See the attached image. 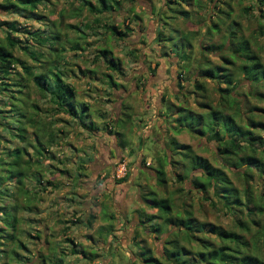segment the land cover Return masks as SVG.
<instances>
[{
    "label": "rangeland",
    "instance_id": "rangeland-1",
    "mask_svg": "<svg viewBox=\"0 0 264 264\" xmlns=\"http://www.w3.org/2000/svg\"><path fill=\"white\" fill-rule=\"evenodd\" d=\"M6 1L9 0H0V4ZM117 1L119 6H115L112 12H102L100 25L105 23L121 32L126 31L128 34L122 40L113 37L104 27L96 26L93 18L99 16L78 6L77 0H42L43 4L35 7V13L21 15L0 8V23L6 21L15 24L17 32H12L11 37L19 41V46L43 53L42 57L37 58L39 60L31 61L27 53L16 46L13 48L14 56L29 65L34 74L45 73L56 61L60 77L75 90L76 104H87V122L102 128L95 133L84 131L68 115L55 112L47 100L48 96L39 93L31 80L24 82L26 88L22 96L26 103L23 108L26 110L25 116L31 120L36 115L38 125H46L54 120L52 129L60 146L53 148L54 160L44 159L41 167L37 168L41 175L37 176L39 183L31 172L20 181L22 185L1 182L0 192L4 196L0 199V214L6 217L1 216L0 228H3L5 236L9 235L13 230L11 217L16 213L15 216L20 218L17 227L23 231L20 236L23 238L24 232L28 236L24 237L27 251L31 254L38 243L39 252L45 255L63 251L65 257H61L62 264H131L133 261L135 264H146L141 262L145 255H138L141 248L144 251L148 248L154 257H158L163 235L148 232L138 226L137 221L136 211L155 213L154 209L141 203L140 196L150 191L155 193L156 198L168 196L173 207L172 217L188 209L198 222L234 229L232 218L220 209L210 191L196 192L191 188V179L198 175L197 172L189 173L187 180L179 182L175 180V175L180 172L179 164L175 169L173 165H164L167 182L164 187L155 183L153 168L157 167V159L164 157L165 143L169 138L188 145L194 154L206 158L213 166H222L215 143L184 128L177 132L172 127L177 111L174 107L183 106L200 111L195 105L190 84L194 72L199 66L203 67L204 62L211 66L221 65V57L225 56L233 61L232 66L239 64L229 52L223 55L216 49L204 48L219 45L224 32L218 28L219 32L206 34L212 21L209 13H219L217 11L220 9L228 11L230 15L224 23L229 25L232 20L238 21L243 37L250 41L252 49L260 55V61L264 64V35L256 33L259 27L255 16L259 12L255 1L229 0L228 10L219 0H171L166 3L167 8L163 13L160 7H163L164 0ZM180 11H186L187 17L183 18ZM170 13L178 14L173 16ZM155 17H158L160 26H157ZM157 28H161L164 37L173 38L174 44L155 41ZM37 35L45 39L44 43H37ZM4 36V30H0V42H3ZM187 41L191 47L185 69L183 61L176 56V50L178 54L186 51L178 46ZM74 45L75 49L72 48ZM99 49L110 51V56L117 60L118 70L107 69ZM155 63L157 67H154ZM12 72L22 73L17 66ZM108 75L116 86L109 85ZM233 78L240 80L238 93L251 89L249 82L239 72H234ZM204 86L205 96L208 100L210 98L209 103L215 105L218 101L215 88L224 85L219 81L205 80ZM150 88L153 89L150 91ZM247 100L250 107H264V103L259 100ZM117 117L119 121L114 122ZM258 119L260 117L255 115L254 120ZM10 126L14 125L10 122ZM108 126H112L111 131L120 132V138L111 134L113 132H106L105 127ZM35 129L25 125L26 139H33ZM60 130L63 133L58 132ZM5 136L9 141L0 143V154L6 145H17L9 133H5ZM26 150L29 156L33 152L32 148L26 147ZM141 158L145 161L143 164ZM10 160H13V156ZM180 163L185 164L182 161ZM58 168L66 169L67 173L63 176L56 172ZM224 171L233 185L241 189V183L234 179L230 170ZM125 173L127 176L123 177ZM251 174V195L255 196L264 192V180L259 179L253 170ZM16 188L23 191L18 193L17 190L16 193ZM15 206L20 209L15 210ZM247 207L252 209L250 203ZM88 215L92 216L90 227L85 223ZM239 216L251 227L250 235L253 234L256 225L249 223V215L243 211ZM259 220L264 221V215ZM63 225L68 227L65 235L69 233L77 249L87 253L92 260L82 258L80 254H69L72 245L61 239ZM167 229L164 227L162 233ZM35 233L39 236L37 240L33 237ZM195 234L215 242L214 237L203 229ZM44 238L48 240L45 245L48 251L43 249L40 242ZM246 239L249 240V235ZM180 244L191 250L197 248L194 242L188 244L181 241ZM257 245L259 253H262L263 240L260 239ZM26 253L22 252L24 255ZM52 262L50 259L49 264Z\"/></svg>",
    "mask_w": 264,
    "mask_h": 264
},
{
    "label": "trees",
    "instance_id": "trees-1",
    "mask_svg": "<svg viewBox=\"0 0 264 264\" xmlns=\"http://www.w3.org/2000/svg\"><path fill=\"white\" fill-rule=\"evenodd\" d=\"M77 1L78 6L80 5L81 8H85L95 16H99V18H93V23L96 26L104 27L118 40L126 37L128 34L126 31L121 32L113 26H106L105 23L100 25L102 12L107 10L112 12L115 6H119L117 0ZM170 1H162L163 7H160L162 13L167 8L166 3ZM254 1L259 12L255 16L258 19L257 25L259 27L256 33L263 36L264 0ZM219 2L229 10V0L222 2L219 0ZM40 4H43L42 0H9L0 4V8L21 15V13H35V7ZM217 12L219 13H209L212 21L209 28L206 29V34L210 35L214 31L219 32L222 28L224 30L222 41L217 46L209 45L204 48L216 49L222 52L223 55H225L224 52H229L230 56L237 59L239 64L234 67L231 59L221 55L223 64L211 66L208 62H204L203 67L200 68L199 66L193 74V82L189 84L194 92V94L192 92L191 94L195 97V105L200 111L196 112L183 106L174 107L177 111L174 113L173 121L175 125L172 127L177 132L184 128L192 134L201 135L206 137L208 141L215 143V149L222 161V166H213L206 158L194 154L188 145L181 144L174 138H169L165 143L166 152H164V157L157 159L158 164L156 168H153V171L155 183L164 187L167 183L164 165H173V169H175V166L179 164L180 172L175 175V180L179 182H183L184 179L187 180L189 173L197 172L198 175L191 179V188L196 192L210 191L211 195L216 198V204L220 206V209L230 215L232 226L236 230L225 229L212 223L203 224L198 222L188 209H183L179 216L172 217L173 207L168 196L156 198L155 193L152 191L148 194H142V197L140 196L141 203L149 209H154L155 213L147 214L142 210L136 211L138 213V226L150 233L163 235L158 257H154L148 248L145 251L141 248L142 250L138 253V255H145L141 262L146 264H264V250L259 253L260 249L257 247L260 239L264 242V221L259 220V217L264 215V192L255 196L251 195V182L253 181L251 171H255L257 177L264 180V107H250L247 100L254 98L264 103V64L260 61V55L252 49L250 41L243 37L238 21L232 20L229 25H226L224 20L229 17L230 13L228 11L223 12L221 9ZM170 14L176 16L175 14L178 13ZM179 14L183 18L187 17L186 11H180ZM30 18H33V16ZM169 18L171 19L172 16ZM155 19L157 20V26H160L158 17H155ZM0 30H4L5 33L3 42H0V143L9 141L5 133H9V137L17 141V145L11 147L4 144L6 146L0 154V184L4 181V183L10 182L22 185V179L27 177L30 172L33 173L35 181L39 183L38 177L41 175L38 169L41 167L42 161L44 159L54 160L53 148L59 147L60 143L52 129L54 120L46 125L43 123L38 125L36 115L31 120L28 116H25L26 110L23 108L26 107V103L25 97L22 96V92L26 88L24 82L31 80L39 93L48 96L47 100L52 104L51 106L55 112L68 115L73 123L79 125L84 131L95 133L102 128H97L90 121L87 122L89 119L87 104H78V108L75 90L60 77L59 71L56 70L58 66L56 61L53 62L54 65L52 64L51 69H47L45 73L34 74L29 65H26L19 57L14 56L13 48L19 47L24 53H27L31 61L39 60L37 58L42 57L43 53L28 51L26 46H19V41H16L15 37H11L12 32H17L13 22L2 21ZM33 35H36V33H33ZM36 38L37 43H44L45 41L39 35ZM154 39L155 41L174 44L173 38L163 36L161 28L156 29ZM178 47L184 50L187 49L186 51L183 50L182 54H178V50H176L177 58L179 57L183 61L186 69L191 45L187 41V43ZM72 48L75 49V45ZM98 51L109 71L119 69L117 60L110 56V51L107 49H99ZM16 66L20 68L22 73L12 72ZM157 66V63H155L154 67ZM234 72H239L242 78L249 82L250 90L238 93L237 87L240 80L236 81L233 78ZM178 76H181L180 73H178ZM205 80L219 81L224 85V87L217 86L215 88L218 93V101L215 105H211L209 103L210 98L208 100V97L205 96ZM108 83L111 87L116 86L111 81L110 75H108ZM147 105L149 104L147 103ZM121 114L122 111L119 116ZM255 115L260 119L254 120ZM124 117L128 118V116ZM118 121L119 118L117 117L114 122ZM10 122L14 126H10ZM26 124L33 127V129L36 128L33 139H26ZM110 127H105L106 132H113ZM58 132H61V130ZM111 134H114L117 138L121 136V133L115 130ZM26 147L33 149L30 156ZM12 156L13 160H10ZM160 160H162V163H160ZM140 161L142 164L145 162L143 158ZM180 161L185 162V164H181ZM57 163L62 164L61 161H57ZM35 167L36 169L32 171ZM225 169H229L234 179L241 183V189L233 185V182L224 171ZM56 172L63 175L67 173V170L58 168ZM82 176L80 175V177ZM124 176L126 177L127 174L125 173ZM53 187L55 186L53 185ZM17 190L18 193L23 191L21 188H16V193ZM3 196L4 193L0 192V199ZM248 203L252 205V209L247 207ZM17 206L14 208L18 211L20 208L16 209ZM243 211L249 215L247 217L249 223L256 225V229L251 235V227L239 216ZM15 215L16 213L11 217L13 230L9 232V235L5 236L3 228H0V264H29L32 261V263L38 262L37 264H49L50 259L53 260L52 264H62L61 257H65L63 251L45 255L39 252L40 243L36 244L37 248L35 247L31 254L27 251V244L24 241V237L27 235L24 232L23 238L20 236V234H23V231L17 227L20 218ZM1 216L5 215L0 214V218H2ZM68 222L64 221V223ZM91 222L92 216L88 215L85 223L90 227ZM162 225L168 227L163 232L164 234L162 233L164 228ZM62 228V241L72 245L69 254H80L82 258L92 260L93 258H90L87 253L77 249V245L69 238V233L65 235V232H68L67 225H63ZM201 229L212 235L215 242L213 243L206 237L195 234ZM247 235H249V240L246 239ZM33 237L36 240L39 239L36 233ZM181 241L188 244L194 242L197 248L194 250L188 249L180 244ZM40 242L43 244V249L48 251V246H45L48 240L44 238ZM25 251L27 252L26 255L22 254ZM131 264H135V262L133 261Z\"/></svg>",
    "mask_w": 264,
    "mask_h": 264
},
{
    "label": "crops",
    "instance_id": "crops-1",
    "mask_svg": "<svg viewBox=\"0 0 264 264\" xmlns=\"http://www.w3.org/2000/svg\"><path fill=\"white\" fill-rule=\"evenodd\" d=\"M100 242H102L101 238H99Z\"/></svg>",
    "mask_w": 264,
    "mask_h": 264
}]
</instances>
